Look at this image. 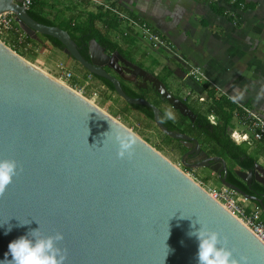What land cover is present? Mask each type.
Returning a JSON list of instances; mask_svg holds the SVG:
<instances>
[{"label":"water","instance_id":"95a60500","mask_svg":"<svg viewBox=\"0 0 264 264\" xmlns=\"http://www.w3.org/2000/svg\"><path fill=\"white\" fill-rule=\"evenodd\" d=\"M6 13L31 39L40 42L39 35L57 39L89 73L109 80L122 100L149 107L157 128L188 148L181 157L183 167L224 161L206 157L203 151L206 159L196 164L185 161L200 150L198 140L168 129L154 103L128 96L103 68H116L118 60L129 63L120 52L106 54L93 38L87 60L67 30L35 20L21 0H0V15ZM152 80L159 94L194 121L186 103L168 92L160 79ZM117 130L136 139L130 158L117 156L113 139ZM3 158L17 162L18 174L0 196V260L10 241L39 228L44 236L62 233L58 246L67 251L64 264H197L198 240L188 233L203 225L221 234V243L237 260L244 256L247 264H264V243L205 188L112 115L0 40ZM253 167L236 174L247 183L254 178L264 185V168L257 162ZM219 179L245 199L256 200L264 212L262 199L246 194L220 173ZM20 222L29 223L17 226ZM8 225L12 230L5 234Z\"/></svg>","mask_w":264,"mask_h":264},{"label":"crops","instance_id":"0c3cea01","mask_svg":"<svg viewBox=\"0 0 264 264\" xmlns=\"http://www.w3.org/2000/svg\"><path fill=\"white\" fill-rule=\"evenodd\" d=\"M38 1L43 6H39L38 10L48 17L51 4L63 2V10L67 9L69 17H60L58 21L63 23L70 19L84 21L89 14H98L99 11L109 12L93 0H74L75 3L71 6L65 5L67 0ZM100 1L115 6L139 23H146L172 46V51L159 47L161 54L167 53L171 61L167 65H161L154 58L149 59L148 52L139 44L143 38L140 30L131 27L128 31L126 20L116 17L120 20L115 21L116 26L95 20L96 26L125 50L127 56L140 60L144 66L159 73L167 83L172 81L171 86L180 90L181 96L187 94L188 90L192 91L193 98H187L190 103L195 106L203 104L206 93L203 86L207 83L218 95L229 99L236 107L245 105L264 118V0H237L243 3L242 7L231 3L230 0ZM172 52L176 53L177 57ZM186 65L199 66L206 80L196 81L192 77L189 78ZM206 104L208 101L202 106L205 107ZM209 118L215 124V116L210 115ZM234 119L241 123L237 109L234 110L228 127L231 139L237 144H246L248 153L254 155L255 162L264 168V142L255 140L246 126L248 132L232 129ZM249 169L254 170V167ZM252 180L261 184L254 178ZM235 193L237 192L234 191V195ZM245 200L251 203V199ZM254 207L256 206L253 205Z\"/></svg>","mask_w":264,"mask_h":264},{"label":"rangeland","instance_id":"374dc122","mask_svg":"<svg viewBox=\"0 0 264 264\" xmlns=\"http://www.w3.org/2000/svg\"><path fill=\"white\" fill-rule=\"evenodd\" d=\"M55 1L56 0H53V2ZM57 2V5L50 3L52 7H49L48 15L54 19L55 23L63 24V22H59L58 20L62 16L65 19L69 18L68 12L67 9L63 10V2ZM64 3L67 6H71L73 3H75V1L67 0ZM54 16L56 17L54 18ZM9 19L12 21V15ZM12 25V29H7L0 26V40L6 46L11 48L13 47V44H18L20 50L19 52H22V57L28 62L42 69L59 82L71 87L73 90L87 98L89 101L93 102L102 110L112 115L115 119H117L128 129L132 130L142 139H147L146 141L151 146L162 153L177 167L182 169L187 175L193 178L207 191L215 187L219 188L222 186L215 175L205 167H193L190 168V170H185L183 165L180 164L181 152L177 143L175 141L171 142L170 144L165 143L163 141L162 132L157 128L155 123L151 119L147 118L142 112L135 108H128L126 112L128 120L124 121L121 116V110L123 109L122 106L124 105V101L117 94L109 91L103 84L94 79L91 75H87L85 68L72 59L62 49L56 48L48 41H43L42 39L40 42L36 41L32 43H25L24 38L26 34L20 29L19 26H17L18 24L12 22ZM39 36L41 37V35ZM139 44L142 45V47L148 52L147 55L149 56V59L154 58L156 61H159L161 65H167L171 62L166 55L167 53L161 54L159 47L151 46V42L147 39L142 38L139 41ZM68 72H71L70 78L66 77V73ZM188 77L190 78V76ZM172 83L173 82L170 81V85H172ZM192 94L193 92L188 90V93L184 96H187V98L191 100L193 98ZM163 108L168 113V105L165 104ZM231 128L238 132H243L245 130L248 132L245 128V125L237 123L236 119H234L232 122ZM244 145L246 146V144ZM205 177H207L206 180L204 179ZM235 198L243 205L249 206L251 208L253 207V204L246 202L248 200H245L238 193H235Z\"/></svg>","mask_w":264,"mask_h":264},{"label":"trees","instance_id":"16d2710c","mask_svg":"<svg viewBox=\"0 0 264 264\" xmlns=\"http://www.w3.org/2000/svg\"><path fill=\"white\" fill-rule=\"evenodd\" d=\"M238 2V1H237ZM39 6L41 4L39 1H35L34 4L29 7L28 13L30 16H32L35 20L44 23L46 25H56L59 26L65 30L68 31L72 39L76 42L77 46L79 47L80 53L87 58L86 52L81 47L83 45H86L90 39H95L101 46L107 47L111 51L117 50L118 52L122 53L124 56H127V52L123 50L116 42L112 41L107 33L103 32L100 28H98L95 24V20H100L106 25H111L115 23V21H119V19L116 18L114 14H111V12L107 11H99L98 14H89V16L86 18V20L82 21H75L74 19L66 20L63 24H57L49 18L46 14L43 12H40ZM17 24V23H16ZM115 26L117 24H114ZM18 26V25H17ZM128 31L131 29L132 26L127 25ZM128 31L125 32L127 35ZM153 31L157 33L154 29ZM158 34V33H157ZM40 39L43 41H48L56 48H60L63 50L61 43L51 37L46 35H41ZM25 43H32L36 42V40L31 39L29 36L25 35L24 38ZM38 42V41H37ZM14 51H16L18 54L23 56L22 52H19V45L13 44V47H11ZM69 55V54H68ZM70 56V55H69ZM71 57V56H70ZM87 71V70H86ZM87 75H91L94 79L98 80L101 84H103L109 91L116 94L114 87L112 83L100 76H97L95 74H91L87 71ZM123 90L128 96L131 97H144V95L136 93L126 87H123ZM203 90L206 92L204 100H202L203 104L208 101V104L203 107L201 105H192V111L196 115V118L194 121H190L186 117H181L180 122H175L172 119H168L166 117V112L161 111L160 112V119L162 123L171 130H178L183 133L190 134L191 136H194L196 139H198L199 143L203 148H206L209 150L210 153L213 154H219L224 156L231 162L232 167H240L242 169H249L253 167V163L256 161V157L247 151V146L244 144H237L235 141H233L229 135L228 127L230 126L233 113L235 109H238L236 105H234L232 102H230L229 99H226L222 95H218L210 86L209 84H205L203 86ZM145 98V97H144ZM124 101V100H123ZM201 102V103H202ZM121 110V116L124 119V121L128 120V116L126 114L128 108H135L138 111L142 112L147 118L151 119L153 121V115L152 110L144 105H136V104H129L126 101L123 103ZM117 114V112H116ZM119 114V112H118ZM214 115L215 116V124L211 123L209 120V116ZM163 141L167 144H170L171 142L175 141L179 147V145L182 147V151L184 150V147L180 144L179 140L173 139L162 133ZM147 140V139H146ZM159 149V148H158ZM185 170H190V168L183 167ZM229 174L231 176H234L231 171H229ZM205 180L207 177L204 178ZM229 180V178H227ZM233 180V179H232ZM237 180V179H236ZM234 180L233 182L237 184L242 190L249 193L248 186L246 184H243L240 181ZM256 190L260 193L264 192V186L258 183H255ZM251 203L255 206L260 207V204L256 200H251ZM264 203V201H263ZM261 209V207H260ZM264 213L261 210V218L264 221Z\"/></svg>","mask_w":264,"mask_h":264},{"label":"clouds","instance_id":"9594fccd","mask_svg":"<svg viewBox=\"0 0 264 264\" xmlns=\"http://www.w3.org/2000/svg\"><path fill=\"white\" fill-rule=\"evenodd\" d=\"M165 115L168 119L174 118L171 113ZM113 139L117 144V156L130 158L136 144L134 136L117 130ZM17 174L15 160L0 159V196H3ZM28 223L20 222L17 226ZM11 230L12 226L8 225L5 234ZM188 235L198 240L197 264H247L246 257L241 256L237 260L226 243H221L224 238L216 230L201 225L199 230L190 231ZM62 240L63 235L60 232L44 236L39 233V228L30 229L25 235L9 242L8 251L5 252L4 259L0 260V264H64L67 251L58 246V242ZM9 255L11 259L8 258Z\"/></svg>","mask_w":264,"mask_h":264},{"label":"flooded vegetation","instance_id":"af4514ba","mask_svg":"<svg viewBox=\"0 0 264 264\" xmlns=\"http://www.w3.org/2000/svg\"><path fill=\"white\" fill-rule=\"evenodd\" d=\"M81 48L84 49V51L86 52V55H87V58L86 59L87 60H90L89 54H88V43L86 45H83ZM115 51H117V50H115ZM105 52H106V54L111 55L114 52V50L111 51L110 49H108L107 47H105ZM120 54H122V53H120ZM122 56L129 63H125V62H122V61H119L118 60V62L116 63V68H111V67H108L106 65L103 66V68L106 71H108L110 74H112L114 77H116L119 80L122 88L123 87H126V88H128V89H130V90H132V91H134L136 93H139L141 95L143 94L146 99H148L149 101H151L152 103H154L160 109V112L161 111H165L167 113V111L163 108V106L165 104H167L168 105V108H167L168 109V113H171L172 114V116L174 117L173 120L175 122H177V123L180 122V118L181 117H186V116H183L177 109H175L172 106V104H170L167 101V99L165 97H163L161 94H159V92L153 86V80L152 79L154 77L160 79L164 83V85H165L166 89L168 90V92H170L173 96L181 99L192 110L191 107H192L193 103H190L187 100V96H181L180 95V92H181L180 90L174 89L175 87H172L170 85V83H167L165 81V79L160 76L159 73L155 72L152 69L150 70L149 68H147L146 66H144L143 63H141L140 60H138L137 58H129V57L124 56L123 54H122ZM186 118L189 119L188 117H186ZM195 118H196V115H195ZM195 118H194V120H195ZM209 120L212 123V121H211L210 118H209ZM187 135L190 136V137L195 138L194 136H191L190 134H187ZM179 142L184 147V150L182 151L181 150L182 147L179 145V150L181 152V157H182V155L186 151H188V148L185 147L184 144L180 140H179ZM199 145H200V150H197V151L195 150L192 154H189L186 157V160L185 161L188 164H196V163H198V162L206 159V157H222L224 161H220V160H215V161L209 160L208 161L209 165L206 166L205 168L207 170H210L211 173H213L215 175V177L219 181H220V179H219V173H220V175L222 177L225 176V180L226 181L234 184L237 187H239V186L234 183L235 182L234 180L237 179L236 181H240V182L242 181L243 184H246L248 186V190L250 192L247 193V192H245L244 190H242L239 187L242 191H244L248 195H251V196L255 197L256 199H262V201H264V198L262 197L263 193H260V192H258L256 190L254 180H251L249 183H246L245 181H243L236 174V171L238 169H241V168H239V167L238 168L232 167L231 166L232 163L229 162V160L227 158H225L224 156L219 155V154L210 153L209 150H207L206 148H203L200 143H199ZM191 147L193 148L194 145L191 144ZM202 151L206 153V155H207L206 157L205 156H202L203 155V152ZM180 164H182V160H180ZM224 164H225V167H224ZM229 171H231V173H234L235 178L229 174ZM227 178H229V180H227Z\"/></svg>","mask_w":264,"mask_h":264},{"label":"built area","instance_id":"2783aa9c","mask_svg":"<svg viewBox=\"0 0 264 264\" xmlns=\"http://www.w3.org/2000/svg\"><path fill=\"white\" fill-rule=\"evenodd\" d=\"M37 0H21L27 9L31 7ZM97 5L101 6L104 10H108L114 14L117 18L126 20L129 26L139 29L143 38L151 42L153 47H164L167 50H172V46L168 45L165 40L157 33H155L151 27L146 23L138 22L134 18L122 13L115 6L108 4L100 0H93ZM231 3H237L239 7L243 6L242 2L237 0H230ZM10 13L0 15V26L7 29H12V22L16 24L14 19L10 21ZM196 81L206 80V76L199 66H190L187 73ZM66 77H71V72L66 73ZM240 114V122L244 124L252 134L255 140L264 142V118L255 110L245 106L239 105L237 107ZM210 195L220 202L227 210L235 215L261 242L264 243V221L261 218V210L259 207H249L243 205L235 198L234 191L221 186L219 188H213L208 190Z\"/></svg>","mask_w":264,"mask_h":264}]
</instances>
